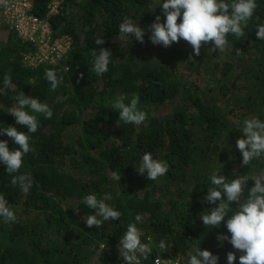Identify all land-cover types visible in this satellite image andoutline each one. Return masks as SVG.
I'll use <instances>...</instances> for the list:
<instances>
[{
  "label": "trees",
  "instance_id": "obj_1",
  "mask_svg": "<svg viewBox=\"0 0 264 264\" xmlns=\"http://www.w3.org/2000/svg\"><path fill=\"white\" fill-rule=\"evenodd\" d=\"M54 1L32 0V9L47 19L55 35L70 37L72 47L63 66L25 68L20 53L31 46L6 25L0 26V81L5 73L12 77L0 93V126L27 131L7 112L19 90L39 97L53 110L50 119L40 117L41 127L31 134L34 151L27 154L20 169L33 177L28 193L11 184V175L0 163V192L15 210L33 213L25 220L0 222V264H86L96 251L98 264H121L119 238L137 214L143 221L138 227L146 237L165 239L169 244L167 252L154 247L144 264H152L157 256L185 264L198 241L201 248L218 255L219 264H227L229 251L236 253L234 264H240L241 252L227 240L217 239L219 233H227L223 222L209 229L200 219L199 213L215 206L202 198L212 171L219 169L231 179L264 168V160L241 167V154L234 168L231 162L211 168L203 159L211 144L213 148L219 145L216 140H224L223 149H234L242 136L238 128L244 118L259 112L264 119V40L255 35L256 26L264 24V0L245 34L229 35L233 45L229 56L224 54L219 61L220 52L211 50L210 43H202L196 55L180 39L183 46L159 66H134L125 58L131 43L143 45L148 34L143 42L134 37L128 42L118 32L124 16L137 18L141 25L135 8L153 0H62L49 13ZM98 36H103V45H95ZM95 47H107L112 53L109 71L102 75L92 69ZM216 62L218 73L210 75ZM48 68H55L63 78L56 90H50L44 79ZM180 70L182 80H177ZM132 93L139 94V106L148 113L147 119L141 125L123 124L119 129L118 112L112 105L96 103L97 98L105 94L115 100L124 95L127 102ZM73 128H78L75 137L69 133ZM0 139L8 140L10 149L16 147L6 134ZM145 151L169 163L165 176L152 181L136 171ZM71 156L80 157L83 165L66 167L63 163ZM114 170L121 172L119 182L111 178ZM162 180L165 186L176 187L173 194L159 191ZM187 183L192 185L191 192L184 191ZM253 183L249 178L248 186ZM91 191L111 198L108 202L122 213L119 221L86 225L91 210L83 204V197Z\"/></svg>",
  "mask_w": 264,
  "mask_h": 264
},
{
  "label": "clouds",
  "instance_id": "obj_2",
  "mask_svg": "<svg viewBox=\"0 0 264 264\" xmlns=\"http://www.w3.org/2000/svg\"><path fill=\"white\" fill-rule=\"evenodd\" d=\"M260 0H155L151 9L157 5L162 8L164 19L157 14L155 19L147 25L149 40L153 44L169 46L180 39L191 46L192 52L200 54L203 44H211L210 49L232 50L229 35L242 37L249 22L254 18ZM4 3V0H0ZM179 18V22H178ZM145 26L137 22V18L124 16L118 25L120 39L130 42L134 37L137 41H144ZM256 37L264 40V24L256 26ZM95 45H103V36H98ZM92 69L97 75L109 71L112 53L107 47H95L91 50ZM44 79L48 82L50 90H56L62 77L55 68H48L44 72ZM12 83L10 74L5 73L0 81V93H3ZM14 104L7 111L15 121L26 127L27 131L13 125L0 126V135L6 134L12 141L0 139V163L5 167L6 173L11 175V184L17 186L22 192L28 193L33 187V177L28 172H21L25 157L34 151L31 143V134L41 127L40 117L50 119L53 110L47 102L37 96L26 95L19 90L12 97ZM140 96L132 93L127 98L124 95L116 98L112 108L118 112V118L123 124L141 125L147 119L148 113L140 106ZM242 136L236 139V147L242 154L241 167L248 166L253 161L264 160V119L258 115L246 117L238 128ZM139 174L146 175L148 180L155 181L163 177L169 170V163L154 157L150 151H145L139 159ZM111 178L119 182L120 171H112ZM251 178L254 183L248 186ZM110 197H100L96 191L88 192L83 197V204L91 210L86 216L88 227L103 225L105 221H119L121 211ZM202 200L215 205L199 213L200 219L206 228L219 227L221 223L226 226L227 233H219L218 240H227L233 248L241 254L240 264H264V169L252 174L236 175L229 179L219 169L210 174V186ZM140 214L135 216L134 222L127 224L126 230L119 238V254L121 264H144L156 248L167 252L169 244L165 239L154 241L146 237L145 231L138 227L141 221ZM17 213L0 192V222L14 223ZM102 249L105 245H101ZM236 253L229 251L226 255L227 264H234ZM159 264V262H157ZM185 264H219V257L209 249L199 246V241L192 247Z\"/></svg>",
  "mask_w": 264,
  "mask_h": 264
},
{
  "label": "rangeland",
  "instance_id": "obj_3",
  "mask_svg": "<svg viewBox=\"0 0 264 264\" xmlns=\"http://www.w3.org/2000/svg\"><path fill=\"white\" fill-rule=\"evenodd\" d=\"M62 0H56L53 3L50 4V10L49 13L51 12H55L57 6L61 3ZM155 4V0H153L151 3H148L146 5H137V7L135 8V12L137 13V15H139L138 19L141 20L143 26H147L149 25L154 19L155 16L157 14H159L161 16V20L163 21L164 16H163V12H162V8L160 5H157L155 7V9H151V7H153ZM1 26V25H0ZM146 34H148L147 36L149 37V30L146 27ZM133 41V40H131ZM138 43V42H136ZM136 43H131L129 50H128V54L125 57L131 64L133 63L134 66H139L141 64H147V65H155V66H159V65H163V63H165V59L167 57H170L173 54V51L177 48H179L180 46H183V42L181 40H179L178 42H174L171 45L165 47L162 46L160 44H153L149 39L148 41L144 42L143 45H140L139 47H137ZM72 47L71 42H70V48ZM218 52H220L219 54V61L222 60V56L225 55H230V50L226 49V50H218ZM21 57H20V61L21 64L25 67V68H33L34 66H32L31 60L28 57V52L26 53H20ZM182 64L178 65L177 70L180 69ZM218 62H216L215 67H211L209 69V74L211 75V73H218ZM211 72V73H210ZM177 80H182V75H181V70L177 73ZM208 79V78H207ZM114 99L109 98L107 95L102 94L101 97L97 98L96 103H102V105H112ZM73 107V105H72ZM1 109L6 110L5 108L1 107ZM258 115L259 116V112H254L250 115ZM123 125V122L118 124L119 129L121 128V126ZM78 132V128H73L70 130V135L72 137H75L76 133ZM224 140L221 139V141L216 140V143L218 142L219 145H216V147L213 148L214 144H211L210 148L208 149L209 151L205 152V157L203 159V163L206 165H209L211 168H216V167H223V165H225V163L223 162H231L232 167H235V159L237 158V156H240L241 153L238 150L237 147H234V149H232L231 147L229 148L230 150H225L221 147V145L224 143ZM236 153H235V152ZM234 162V164H233ZM221 163H223L221 165ZM66 167H69L71 165H79L82 166L83 162L81 160L80 157L78 156H71L66 158V160L63 163ZM221 165V166H220ZM87 167V166H86ZM261 169H264L263 167H257L256 169H254L251 173H255ZM86 172L88 171L85 168ZM77 171V170H75ZM86 174L85 173V178H86ZM162 184V185H161ZM161 187H159V191L162 194H173L174 190H176V187H169V186H165L163 184V180L161 181ZM163 187V188H162ZM183 189V188H182ZM189 191L191 192L192 189V185L187 183L184 187V191ZM18 208V207H17ZM17 213V218L18 217H22L23 220H25L26 218H29L30 216H33V213L30 212L28 210V212L25 211V209H21L19 208V210H15ZM31 218V217H30ZM143 221H140L139 223H141ZM101 247V246H100ZM153 247H155V245H153ZM107 251H109V248H106ZM99 251H96V253L87 258V263L86 264H98L97 261V254Z\"/></svg>",
  "mask_w": 264,
  "mask_h": 264
},
{
  "label": "built area",
  "instance_id": "obj_4",
  "mask_svg": "<svg viewBox=\"0 0 264 264\" xmlns=\"http://www.w3.org/2000/svg\"><path fill=\"white\" fill-rule=\"evenodd\" d=\"M0 25L9 27L22 42L31 46L26 52L32 66H63L67 60L71 49L70 37L55 35L47 19L33 12L32 0H4V3H0ZM157 262L180 264L178 259L160 256L155 257L152 264Z\"/></svg>",
  "mask_w": 264,
  "mask_h": 264
}]
</instances>
